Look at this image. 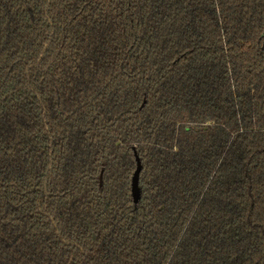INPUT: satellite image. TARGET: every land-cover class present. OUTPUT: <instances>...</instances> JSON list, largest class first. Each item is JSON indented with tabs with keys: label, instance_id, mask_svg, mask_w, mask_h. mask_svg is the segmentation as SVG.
<instances>
[{
	"label": "trees",
	"instance_id": "trees-1",
	"mask_svg": "<svg viewBox=\"0 0 264 264\" xmlns=\"http://www.w3.org/2000/svg\"><path fill=\"white\" fill-rule=\"evenodd\" d=\"M0 264H264V0H0Z\"/></svg>",
	"mask_w": 264,
	"mask_h": 264
},
{
	"label": "water",
	"instance_id": "water-1",
	"mask_svg": "<svg viewBox=\"0 0 264 264\" xmlns=\"http://www.w3.org/2000/svg\"><path fill=\"white\" fill-rule=\"evenodd\" d=\"M137 157V169L134 172L133 178H132V194L134 197L135 203H138L141 199V186H140V174L142 170V161L139 155L136 153Z\"/></svg>",
	"mask_w": 264,
	"mask_h": 264
}]
</instances>
